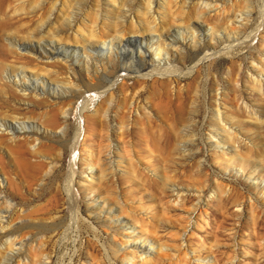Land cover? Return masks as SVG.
I'll use <instances>...</instances> for the list:
<instances>
[{"label":"rangeland","instance_id":"rangeland-1","mask_svg":"<svg viewBox=\"0 0 264 264\" xmlns=\"http://www.w3.org/2000/svg\"><path fill=\"white\" fill-rule=\"evenodd\" d=\"M59 1L0 0V67L23 63L50 84L38 96L23 95L13 83L21 75L6 79L0 69V118L25 125L13 138L0 127V192L8 200L0 264L15 237L26 256L20 264H264V0H211L200 19L201 42L231 31L241 43L206 59L203 43L195 49L191 31L170 20L174 0H158L156 17L173 23L175 37H186L183 54L174 50L184 59L182 72L126 77V87H112L111 100L89 89L114 80L96 74L95 62L88 74L87 64L73 59L83 42L60 49L71 56L73 75L62 55L39 60L19 49L6 59L7 38L27 40L46 23L40 34L56 40L48 30L70 9L100 45L112 34L114 6L120 16L126 9L134 15L147 0H115L113 7V0H66L64 11ZM212 26L219 27L213 39ZM128 37L141 42L146 58L157 55L156 43ZM124 55L114 63L116 74Z\"/></svg>","mask_w":264,"mask_h":264},{"label":"bare ground","instance_id":"bare-ground-1","mask_svg":"<svg viewBox=\"0 0 264 264\" xmlns=\"http://www.w3.org/2000/svg\"><path fill=\"white\" fill-rule=\"evenodd\" d=\"M71 1V0H69ZM76 1V0H74ZM78 1V0H77ZM81 1V0H80ZM129 1V0H128ZM144 1V0H143ZM216 1V0H215ZM220 1V0H217ZM72 2V1H71ZM111 3H108L112 7L114 5H117L115 0L111 1ZM86 3V2H85ZM121 3L118 0V4ZM174 3L177 4L175 7L177 9V12L174 16H169L171 21H177L178 24H183L184 29L191 31L192 33V42L194 44V48H198L200 46L202 41V35L204 34V28L203 24L201 23L200 19L204 16V14L208 13L210 11V8L213 5V1L211 0H182L180 3H178V0H174ZM79 4V3H78ZM130 4V3H128ZM127 4V5H128ZM133 4V3H132ZM130 4V5H132ZM144 4V2H143ZM142 4V5H143ZM59 5H61L62 9L63 6L67 5L66 0L59 1ZM81 5V4H80ZM125 5V4H124ZM146 5V6H145ZM145 5L143 8L139 9L136 12V14L131 15V13H127L126 10L123 12V14L120 16L119 11L120 7L114 6L116 9L117 14L115 15V21H112L109 30L112 34L109 36L108 41L102 42L100 45L99 42H96L92 40V37H94L97 33L93 31V28L86 25V20L78 17L77 15L70 14L71 11L67 10L63 12L64 17L63 21L59 26H54L53 28H49L47 37H55L56 40L47 38H43V34H40L43 29L46 28L47 24L38 26L34 28L36 32L29 33L26 38H20L17 36H14V34L9 35L7 38V42L9 45V54L6 55V59L11 57V55L17 56L18 50H25L27 53L33 54L35 59L44 60V59H52L55 57L61 56V62L68 67L73 73V62L71 56L65 54L64 52L61 53V47H65V43L72 41L75 42H83V53L78 52L75 48L74 52V61L87 64V73L89 74L90 70L88 65L95 62V68H96V74L97 72H100L103 74L107 79L108 82L114 80L110 85L106 86V88H102V86H96L97 88L89 89V90H97V92L91 93V96H95L96 94H103L105 95L107 92L109 93L108 100H111L112 98V87L117 85L119 82V87H126L127 84L125 83L126 77H133L137 76L139 79L145 80L147 77L151 76H157V75H166L167 77L174 75L175 73L182 72L180 61H184L183 57H178L176 54V51H178L179 54H183V52L186 50L185 46L181 43V40L184 38V34L180 38L175 37L172 34L173 29V23L168 21L161 17L157 18L154 14V8H161L162 2L158 0H147L145 2ZM71 6V5H70ZM121 6V5H119ZM68 7V6H67ZM65 7V9L67 8ZM130 7V6H129ZM63 9V11L65 10ZM125 9V8H123ZM221 9V8H220ZM130 10V9H129ZM212 10V9H211ZM123 11V10H122ZM170 11V10H169ZM132 12V10H131ZM261 12V11H260ZM170 14V12H168ZM263 13V10H262ZM77 14V13H76ZM167 14V13H166ZM174 14V13H173ZM164 15V13H163ZM162 15V16H163ZM238 19H240L238 17ZM237 20V19H236ZM50 21V20H49ZM243 21V20H242ZM85 23V26H80L81 23ZM237 22V21H236ZM48 23V22H47ZM175 23V22H174ZM233 23V21L231 22ZM260 24V23H259ZM93 26V25H92ZM181 26V25H180ZM212 30L210 31L211 39H213V35L215 33H219V27L212 26ZM225 29V28H224ZM33 30V31H34ZM153 31V32H152ZM200 31V35L197 36V33ZM157 32V35H154L153 33ZM234 32V31H233ZM130 34H139L143 36V40L146 43L154 44L156 43V51L157 55L153 56V54H149V58L144 55V50L142 48L141 42L138 45H135L134 38L128 37ZM181 34V33H180ZM187 34V32H186ZM97 36V35H96ZM106 36V35H105ZM238 35L230 32H224L223 35L218 34V38L214 40L213 43H203L202 47V58L206 59L209 57H215V55L220 54L222 51L230 52V50L234 49L232 48L233 45L240 44L239 42H235L237 40ZM179 37V36H178ZM37 39V41H35ZM64 41V42H63ZM183 42V41H182ZM201 42V43H200ZM64 43V44H62ZM71 43V42H70ZM117 43H121L122 48L117 49ZM218 43H224L222 49H217ZM106 45V48L104 47ZM134 45L138 48L127 50V46L134 47ZM219 45V44H218ZM182 47V48H181ZM63 51V50H62ZM124 52L127 53L126 60L120 62V73L116 74V71L114 70V63L116 60H120L121 58H124ZM14 53V54H12ZM90 53V54H88ZM13 58V57H12ZM20 58V57H19ZM201 58V59H202ZM15 59V58H14ZM148 59V60H147ZM200 59V60H201ZM13 61V60H12ZM136 61L141 62L139 65L136 64ZM10 63V62H9ZM3 64V63H2ZM1 65V63H0ZM119 65V66H120ZM4 69V78L8 79L11 77V74H20L21 77L13 81L16 89L19 91H22L23 95L28 94L27 91H32L34 96H38L40 93H45L46 90L49 89L50 84L44 78L41 76L40 70H36L37 73H31L27 70V67L23 63H15L13 62V65L8 66L7 64H3L0 69ZM46 72V71H45ZM95 74V75H96ZM47 76V75H46ZM71 77V82L75 83V80L73 79V76ZM26 80H25V79ZM36 80V81H35ZM93 81V79H92ZM88 85L91 87L93 86L94 81ZM102 82V81H100ZM135 83V82H134ZM260 84V81L258 82ZM92 84V85H91ZM97 84V83H96ZM87 85V86H88ZM86 86V87H87ZM88 86V87H89ZM132 86V85H131ZM32 87V88H31ZM101 89V90H98ZM65 90V89H64ZM63 90V91H64ZM67 91V90H65ZM30 93V92H29ZM63 93V92H62ZM65 93V92H64ZM90 97V96H89ZM90 99V98H89ZM83 104V101H82ZM84 106V105H83ZM217 118L219 122L222 121L221 118V110L217 106ZM80 123V122H79ZM81 124V123H80ZM226 124V123H225ZM25 125H23V121H20L17 124H11L4 118H0V128L2 131H12V138L15 137L16 133H19L20 130L24 128ZM79 126V125H78ZM81 126V125H80ZM224 130L231 134L229 129H227L226 126H224ZM26 132V131H25ZM81 132L80 127H78V133L76 135V143L78 142V135ZM81 136V134H80ZM75 137V138H76ZM35 138V137H34ZM78 144V143H77ZM76 144L74 143V147L72 149L73 154L76 151ZM111 162V161H107ZM71 163L73 167L75 166V158L71 160ZM113 166V165H112ZM70 186L71 191L74 190L73 187V175L74 173L70 174ZM3 192H0V231H3L7 228L5 225V222H8V220L3 218L4 215L8 211L7 206V198L5 195L2 194ZM72 193V192H71ZM74 195V194H73ZM76 195V194H75ZM74 195V197H75ZM72 201V200H71ZM75 203V202H74ZM104 204V203H103ZM75 208V207H73ZM74 211V209H73ZM123 221V220H120ZM6 235V234H4ZM16 238V237H15ZM13 239L10 243L11 246V252L8 253L6 250L4 254V260H2L3 264H11L13 261H16L17 264H20L22 260L25 259L26 256H23L22 253V245L15 248V240ZM21 241V239H18ZM147 248V247H146ZM146 248L144 244L142 245L140 251L141 253L145 254L144 256H147L149 252H146ZM132 257L134 258V254H132ZM1 262V261H0ZM1 263V264H2Z\"/></svg>","mask_w":264,"mask_h":264}]
</instances>
